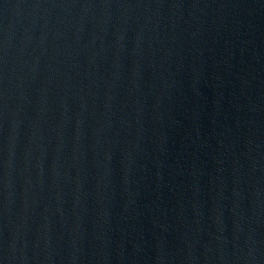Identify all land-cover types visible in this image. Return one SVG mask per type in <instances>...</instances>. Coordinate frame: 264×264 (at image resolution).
Masks as SVG:
<instances>
[{"label": "water", "instance_id": "95a60500", "mask_svg": "<svg viewBox=\"0 0 264 264\" xmlns=\"http://www.w3.org/2000/svg\"><path fill=\"white\" fill-rule=\"evenodd\" d=\"M0 264H264V0H0Z\"/></svg>", "mask_w": 264, "mask_h": 264}]
</instances>
